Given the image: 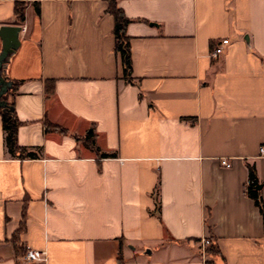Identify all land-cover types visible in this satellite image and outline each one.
<instances>
[{"label": "crops", "instance_id": "0c3cea01", "mask_svg": "<svg viewBox=\"0 0 264 264\" xmlns=\"http://www.w3.org/2000/svg\"><path fill=\"white\" fill-rule=\"evenodd\" d=\"M115 1L130 81L108 0H27L22 22L0 0V25L20 26L8 101L32 152L9 151L0 114V264H264L246 192L253 166L264 202V0Z\"/></svg>", "mask_w": 264, "mask_h": 264}, {"label": "trees", "instance_id": "16d2710c", "mask_svg": "<svg viewBox=\"0 0 264 264\" xmlns=\"http://www.w3.org/2000/svg\"><path fill=\"white\" fill-rule=\"evenodd\" d=\"M27 0H14V14L15 19L19 22H22L25 18L24 9L26 6ZM38 11V5L35 6ZM107 10L114 17V26H113V34L115 38L114 51L119 55L122 75L128 81L131 80V54H130V43L129 37L126 34V25L129 22V18L124 14L123 10L117 6L115 0H108ZM8 78V77H7ZM17 82H14L11 89H9L5 94L2 95V98L6 99L7 102L11 105L10 110H4L0 107V114L2 120V128L4 132V143L10 152L15 153L19 152L20 155H32V152L27 150L26 147L20 146L16 140V131L18 121L14 114L13 102L8 101V94L14 92L16 88ZM46 126H51L50 123H46ZM92 141V140H91ZM102 156H107L108 153L102 152L100 153ZM255 171L254 167H249V179L250 183L246 186V192L249 196H251L255 203L259 206L260 212L263 217V226H264V202L259 194V191L254 188ZM24 220H25V211L22 212V218L17 232L13 236V242L15 244L16 250H18V239L19 234L24 229ZM210 253L214 254L218 251V249L214 246H211ZM209 263V261H207Z\"/></svg>", "mask_w": 264, "mask_h": 264}, {"label": "water", "instance_id": "95a60500", "mask_svg": "<svg viewBox=\"0 0 264 264\" xmlns=\"http://www.w3.org/2000/svg\"><path fill=\"white\" fill-rule=\"evenodd\" d=\"M19 30L20 26L17 24L0 25V107L4 110L11 109V105L6 99L2 98V95L13 86V81L7 78V65L11 55L19 45ZM259 186V184H256V188H259Z\"/></svg>", "mask_w": 264, "mask_h": 264}, {"label": "built area", "instance_id": "2783aa9c", "mask_svg": "<svg viewBox=\"0 0 264 264\" xmlns=\"http://www.w3.org/2000/svg\"><path fill=\"white\" fill-rule=\"evenodd\" d=\"M227 43H228L227 38H221V40L217 43V45L212 49L210 55L212 57H216L218 54L221 53L224 45H226ZM259 151L260 154L262 155L264 154V145L259 146ZM221 163L224 164L225 166H230V162L226 158H221ZM209 243H210V239L208 237L202 239L203 245H207ZM23 258L26 261H45L47 259V252L44 249L28 247L23 253ZM202 258L205 264H210L204 258V255Z\"/></svg>", "mask_w": 264, "mask_h": 264}]
</instances>
